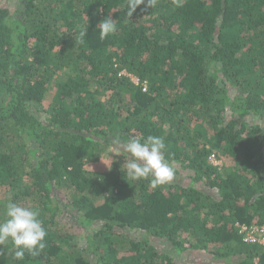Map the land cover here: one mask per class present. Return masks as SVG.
<instances>
[{"label":"trees","instance_id":"1","mask_svg":"<svg viewBox=\"0 0 264 264\" xmlns=\"http://www.w3.org/2000/svg\"><path fill=\"white\" fill-rule=\"evenodd\" d=\"M182 4L0 3V221L13 200L47 231L40 255L9 240L0 264H264L234 226L264 223V0ZM148 135L186 180L125 177L121 145Z\"/></svg>","mask_w":264,"mask_h":264},{"label":"clouds","instance_id":"2","mask_svg":"<svg viewBox=\"0 0 264 264\" xmlns=\"http://www.w3.org/2000/svg\"><path fill=\"white\" fill-rule=\"evenodd\" d=\"M156 3L157 0H146V7H154ZM173 3L177 7L183 6L182 0H173ZM141 4H145V0H127V14L131 16ZM99 27L102 40L117 31L116 23L111 18L102 20ZM86 33L87 28L80 31L81 42ZM165 150L164 138L160 136L148 135L146 138L137 137L127 140L121 145V151L130 157L123 164L125 177L132 181L149 180L152 188L171 182L174 179L175 169L166 160ZM113 153L120 154V152ZM238 223L246 222H236L234 226L237 231ZM239 235L241 237V234ZM46 236L47 231L40 219L39 209L20 205L13 200L7 202L5 218L0 221V245L11 240L15 248L16 260H23L25 253L33 257L40 255L46 247Z\"/></svg>","mask_w":264,"mask_h":264},{"label":"built area","instance_id":"3","mask_svg":"<svg viewBox=\"0 0 264 264\" xmlns=\"http://www.w3.org/2000/svg\"><path fill=\"white\" fill-rule=\"evenodd\" d=\"M121 73H124L129 76L135 85H140L142 87L143 91L146 90L145 82H141L139 78L132 74L126 73L125 71H122ZM209 161L214 165L220 164V161L217 160L213 155L209 156ZM237 227L238 232L239 234H241V238L243 241L253 244L258 243L264 246V223H238Z\"/></svg>","mask_w":264,"mask_h":264},{"label":"rangeland","instance_id":"4","mask_svg":"<svg viewBox=\"0 0 264 264\" xmlns=\"http://www.w3.org/2000/svg\"><path fill=\"white\" fill-rule=\"evenodd\" d=\"M0 3H5L7 6L9 7H12L14 5V0H0ZM50 97V94H48L47 98ZM108 154H113L114 152V149H110V151H107ZM106 155L107 153L104 152ZM104 155L102 158H105ZM106 157H109V156H106ZM220 161V160H219ZM228 163V162H227ZM220 164H221V161H220ZM219 164V165H220ZM229 164V163H228ZM218 165V166H219ZM175 181H179V182H182L184 180H186V178L184 177V175H181V174H175L174 175V179ZM84 240L81 239V242H83ZM178 258H180L181 260L184 258V254L181 253ZM239 260V257H232L231 258V261L229 260V262H226V263H223V264H234L236 263L237 261ZM220 262L222 261H219V260H215V259H211V258H204V257H191L189 255V257L186 259V264H219ZM185 264V263H184Z\"/></svg>","mask_w":264,"mask_h":264}]
</instances>
